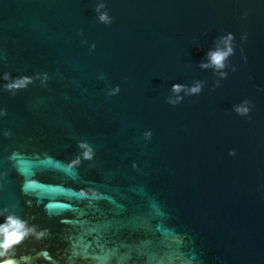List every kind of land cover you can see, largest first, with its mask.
<instances>
[{
    "label": "water",
    "instance_id": "1",
    "mask_svg": "<svg viewBox=\"0 0 264 264\" xmlns=\"http://www.w3.org/2000/svg\"><path fill=\"white\" fill-rule=\"evenodd\" d=\"M229 32L217 69L208 53ZM81 142L94 155L75 177L45 166ZM22 160L44 184L98 189L92 207L54 199L83 209L127 264L166 251L169 229L195 264H264V0H0V208L49 230L18 255L64 264L77 217L61 223L22 191Z\"/></svg>",
    "mask_w": 264,
    "mask_h": 264
},
{
    "label": "clouds",
    "instance_id": "2",
    "mask_svg": "<svg viewBox=\"0 0 264 264\" xmlns=\"http://www.w3.org/2000/svg\"><path fill=\"white\" fill-rule=\"evenodd\" d=\"M100 19L106 21L108 18L106 15L101 14ZM220 40L224 47L217 46L215 50L208 53L210 64L217 69L224 67L225 59L233 52V35L231 32L222 36ZM201 66L207 67L209 64L202 63ZM220 75L224 76L226 74L221 72ZM3 78L7 79L8 74L4 73ZM26 82H30V78L22 77L14 84L7 85V87L23 86ZM180 88L181 85H173V91H179ZM190 91L198 92L199 85L192 87ZM245 104H249V102L244 101L241 105L235 106V111L238 114L246 115L249 112V107H245ZM145 135L150 136V132L145 133ZM80 147L84 150L67 162L55 161L52 157H48L45 166L75 177L76 169L81 160H91L94 155L92 149L83 142H81ZM230 154L234 155V152H230ZM17 155L14 150L13 158H16ZM135 166V163H133V167ZM18 171L25 177L22 185L23 192L36 195L38 203L48 198L49 202L44 204V208L50 216L60 217L61 223H66L63 218L65 211H72L77 217L72 223L74 227H79L80 232L69 238V247L63 255L64 264H127V261L131 259L130 253L122 252L119 246H110L102 242V227L99 225L90 226L86 221L80 219L84 215L83 209L54 199L57 196H65L77 202L85 201L87 207H92L103 199V194L98 189L90 186L72 189L61 185L44 184L35 178V173L30 164L23 160L20 161ZM0 218H2L0 219V264H37V261L41 258L45 261H53V257L47 250H41L34 255L29 252H20L18 255L17 246L24 241L30 238L34 241L47 238L49 235L47 228H39L35 224H30L26 219L10 212L7 207L0 208ZM93 233L96 235L90 241L88 237L92 236ZM162 236L166 241L165 249L167 250L161 253L145 251L143 253L145 264H195L194 257H189L180 250L179 246L182 244L180 234L169 229L162 233ZM53 264H57V262L53 261Z\"/></svg>",
    "mask_w": 264,
    "mask_h": 264
}]
</instances>
